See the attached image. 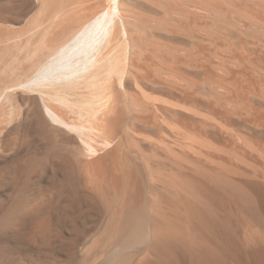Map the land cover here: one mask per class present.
I'll use <instances>...</instances> for the list:
<instances>
[{
  "label": "bare ground",
  "instance_id": "bare-ground-1",
  "mask_svg": "<svg viewBox=\"0 0 264 264\" xmlns=\"http://www.w3.org/2000/svg\"><path fill=\"white\" fill-rule=\"evenodd\" d=\"M17 1L0 149L29 124L46 154L12 181L55 182L14 207L27 239L91 222L75 264H264V0Z\"/></svg>",
  "mask_w": 264,
  "mask_h": 264
},
{
  "label": "rangeland",
  "instance_id": "rangeland-1",
  "mask_svg": "<svg viewBox=\"0 0 264 264\" xmlns=\"http://www.w3.org/2000/svg\"><path fill=\"white\" fill-rule=\"evenodd\" d=\"M8 2H11L10 4H16L17 2L18 4L19 1L4 0L0 3ZM136 11L140 12L138 9H136ZM18 13L11 10L6 11L4 13V17L7 19L6 22L11 24L21 19ZM245 23L249 24L248 21L240 19V26H244ZM194 28L198 33L206 32L201 26L195 25ZM179 35L190 37L187 32L182 30H179ZM187 50L188 48L179 45L180 53L187 55ZM231 62L233 63L235 61L231 60ZM232 63L231 65L234 66ZM156 73L158 72L156 71ZM202 77L201 75L192 76L194 81L201 80ZM179 81H181L183 85L185 84L184 81L180 79ZM207 82L212 84L209 80ZM262 85L261 87L263 88L264 84ZM188 89L191 90L190 87ZM196 96L203 97V95L201 96V94L198 93H196ZM26 108H29L27 104L21 107L23 111ZM207 118L213 121L212 117L208 116ZM28 125L26 129L22 130L19 128L16 132L11 134V137L16 139L14 144L3 146L0 149V264H75V259H77L76 251L84 248L85 243L93 233V225L91 222L85 223L78 231L60 225V228H58L59 230L57 229L58 232L49 240L50 244H48V241L45 243V241L43 242L41 240L33 243L32 240L27 239L26 231L28 219L25 218L24 215L21 216L20 213H15L14 211V207L18 200L23 198L30 199L38 193H40L39 197L41 198L45 194H49L55 185L51 175L47 176V174H31L27 177H22L21 180L18 178L14 183L12 181V167L15 166L18 159L30 162L31 159L41 160V157L43 158L46 154V149L37 140V134L34 129ZM4 137L7 138L8 136L4 135ZM8 139L9 138L4 140L3 144L6 143ZM20 182L23 184H19ZM83 234L85 236H83Z\"/></svg>",
  "mask_w": 264,
  "mask_h": 264
}]
</instances>
